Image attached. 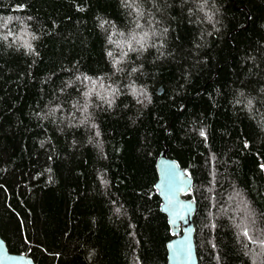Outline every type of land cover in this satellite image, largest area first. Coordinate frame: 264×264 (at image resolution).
<instances>
[{
	"label": "trees",
	"instance_id": "1",
	"mask_svg": "<svg viewBox=\"0 0 264 264\" xmlns=\"http://www.w3.org/2000/svg\"><path fill=\"white\" fill-rule=\"evenodd\" d=\"M163 149L193 178L199 264H264V0H0L11 252L167 264Z\"/></svg>",
	"mask_w": 264,
	"mask_h": 264
},
{
	"label": "water",
	"instance_id": "2",
	"mask_svg": "<svg viewBox=\"0 0 264 264\" xmlns=\"http://www.w3.org/2000/svg\"><path fill=\"white\" fill-rule=\"evenodd\" d=\"M156 189L162 198L161 209L168 216L172 233L167 241V264H199L195 243L194 214L197 202L186 197L193 178L180 166L179 161L163 149L156 160ZM0 264H37L25 253L8 249L0 234Z\"/></svg>",
	"mask_w": 264,
	"mask_h": 264
},
{
	"label": "snow or ice",
	"instance_id": "3",
	"mask_svg": "<svg viewBox=\"0 0 264 264\" xmlns=\"http://www.w3.org/2000/svg\"><path fill=\"white\" fill-rule=\"evenodd\" d=\"M137 43H141V46H142V41H137ZM129 47H131V45H129ZM134 71H135V69H134ZM201 135H204V133L201 132ZM244 235H245V236L248 235L247 231L244 232Z\"/></svg>",
	"mask_w": 264,
	"mask_h": 264
}]
</instances>
